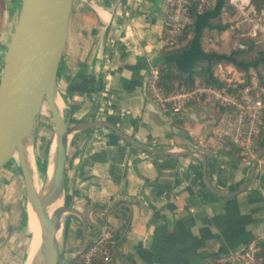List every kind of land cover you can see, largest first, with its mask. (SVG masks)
Returning a JSON list of instances; mask_svg holds the SVG:
<instances>
[{
    "label": "crops",
    "instance_id": "1",
    "mask_svg": "<svg viewBox=\"0 0 264 264\" xmlns=\"http://www.w3.org/2000/svg\"><path fill=\"white\" fill-rule=\"evenodd\" d=\"M166 2L74 0L58 73L70 124L103 120L150 147L205 157L206 182L196 154L154 156L102 126L72 134L63 191L83 214L91 208L110 211L92 212L90 218L114 238L111 264H220L224 257L264 241V154L254 171L252 166L264 147V125L252 157L234 148L212 150L208 140L220 114L217 107L196 100L184 113L173 115L146 94L150 64L178 70L204 61H194L200 53L226 52L225 7L218 16L194 18L173 49L161 48ZM5 50L0 51V64ZM240 189L233 196L217 194ZM60 229L70 254L90 243L75 214L61 219ZM86 231L99 235L90 225Z\"/></svg>",
    "mask_w": 264,
    "mask_h": 264
},
{
    "label": "water",
    "instance_id": "2",
    "mask_svg": "<svg viewBox=\"0 0 264 264\" xmlns=\"http://www.w3.org/2000/svg\"><path fill=\"white\" fill-rule=\"evenodd\" d=\"M225 2L226 0H217L210 11L196 15L195 19L202 15H206V17L220 15L225 7ZM73 3L74 0H21L0 71V171L11 159V153L19 149L20 135L25 131L27 122L34 118L33 116L39 111L44 101L50 110L54 130L58 136L51 188L42 201L36 196L30 174L23 164L22 157L18 158L28 196L31 198L40 220L41 245L39 250L44 256L45 264H59L60 262L61 255L56 233L60 230L61 219L65 213L77 215L81 220L83 236L89 242H96L101 239L105 230L90 218V214L92 212L102 214L110 212L99 208H91L86 214H83L74 208L72 203H69L66 206L62 205L57 208L52 217H48L45 213L50 198L56 192L63 191L67 142L68 137L72 136L73 133L102 126L110 129L124 142L154 156L196 154L201 158L203 178L206 182L205 157L201 152H168L153 148L138 142L103 120L70 124L68 115L63 123L60 121L51 99L57 84L59 68L68 39ZM108 27L106 26L104 30L103 40L106 38ZM195 41L197 42V40ZM211 58L220 61H235L232 55L226 56L214 53H200L194 61L197 59L209 61ZM172 61L176 62V59ZM193 66L194 62H191L187 68L178 66V71L190 73ZM38 83L40 90L36 92ZM262 154H264V147L259 149L253 159V171ZM208 188L214 191L211 186H208ZM242 189L231 194L216 193L221 196H233ZM87 225L97 229L99 235L89 236L86 231ZM112 249L114 252V247Z\"/></svg>",
    "mask_w": 264,
    "mask_h": 264
},
{
    "label": "built area",
    "instance_id": "3",
    "mask_svg": "<svg viewBox=\"0 0 264 264\" xmlns=\"http://www.w3.org/2000/svg\"><path fill=\"white\" fill-rule=\"evenodd\" d=\"M226 1L234 12L232 18L223 22L229 24L224 29L225 41H229L228 52L246 53L248 40L256 43L249 54L264 49V8H255L252 0ZM216 2L217 0H167L160 47H175L195 16L210 11ZM227 63H219L218 69L214 71V77L223 82L222 86L196 82L190 88H181L169 94H165L159 85L158 66L150 64L146 76V94L162 110L173 115L184 113L186 106L196 100L211 103L219 109L220 114L208 146L218 151L234 148L243 156L252 157L256 153L258 138L264 125V62L251 64L245 70L237 68L231 62ZM109 234L105 230L101 239L109 238ZM258 251L257 245L251 243L240 252L224 257L220 264H264ZM96 257L105 263L113 260L109 250L90 246L83 254L82 263L94 264Z\"/></svg>",
    "mask_w": 264,
    "mask_h": 264
},
{
    "label": "rangeland",
    "instance_id": "4",
    "mask_svg": "<svg viewBox=\"0 0 264 264\" xmlns=\"http://www.w3.org/2000/svg\"><path fill=\"white\" fill-rule=\"evenodd\" d=\"M20 2L21 0H0V51L1 49L6 48V45L9 40V36L11 35V32L13 30L16 21L17 11L19 10ZM224 16L225 18L230 19L233 17V14L231 13L227 15V13H225ZM75 21H76L75 17H73L71 23L72 27L76 25ZM227 41L223 48V51L226 52H228L229 50V41L228 42ZM173 48H169L167 50ZM257 55H258L257 51H253L250 54L249 53L240 54V58L242 60L247 61L251 57L253 58L258 57ZM222 64L227 65L228 63L223 62ZM1 67L2 64H0V71H1ZM213 68L214 71L217 70L218 64L216 65L214 64ZM33 117H34L33 119L37 123V124L35 123L36 126L33 135L34 137L33 146L36 154L39 157H41L44 152L43 150L46 144H48L49 142L48 140H50L53 133H55L54 124L51 118V113L45 101L41 105L39 111ZM26 197H28V190L25 185V181L19 161L18 159L16 160L10 159L9 162L0 171V264H26L27 254L29 250V248L26 246L28 244L30 235L24 233L21 228L22 227L21 223L24 218V206H25V201L27 199ZM63 200L64 201L62 205L66 206L69 204V199L67 198L66 195H64ZM68 214L69 213H65L62 216V222H65L64 219L68 216ZM109 235L110 237H112L111 233ZM22 237L24 238V240L23 242L21 241L22 242L21 243L20 239H22ZM109 238L99 239L98 241L93 243L91 247L96 246L98 249L109 250L105 244V241L108 240ZM58 243L60 245V250L62 252L61 254L62 257L60 259L59 264H67L70 260H72L74 257L78 255H79V259L75 263L83 264L82 263L83 254L87 250L85 249L86 246L80 252L76 254H70V252H67L65 250L63 231H61L58 237ZM111 263L112 261L108 264Z\"/></svg>",
    "mask_w": 264,
    "mask_h": 264
},
{
    "label": "bare ground",
    "instance_id": "5",
    "mask_svg": "<svg viewBox=\"0 0 264 264\" xmlns=\"http://www.w3.org/2000/svg\"><path fill=\"white\" fill-rule=\"evenodd\" d=\"M102 19H105V16H103ZM60 68H61V65H60ZM60 68H59V70H60ZM58 79H59V76H58ZM61 85H62V83H61ZM39 90L40 89H39V83H38V87L36 88V92H38ZM51 102H52L53 108L56 111L60 121L63 123L69 114V108H68L64 94L59 89L58 83L56 84L55 90L52 94ZM35 123L36 122L33 118H31L27 122L26 129L20 135V138H19V145H18L19 151L18 150L13 151L11 153V159L16 160L20 156L22 157L23 164H24L26 170L30 174L32 184H33L35 192H36V196L40 199V201H42L46 197V195L48 194V192L51 188V182H52V177H53L54 167H55V157H56V147L58 144V136H57L56 132L53 133L50 140H48L49 141L48 144H46V146L43 150L44 152H43L42 156L39 157L36 154L34 146H33V144H34L33 143V139H34L33 135L35 132V126L37 124V123L36 124ZM70 137H71V135L68 138H70ZM34 142H35V140H34ZM43 143H45V142H43ZM42 146H44V145H42ZM64 195H65L64 191H62L60 193L56 192L50 198V200L46 206V209H45V213L48 217H52L55 210L57 208H59L60 206H62V203L64 201L63 200ZM26 198L27 199L25 201V206H24V218H23V221L21 223L22 231L24 233H27L30 235L28 244L26 246L29 248L28 254H27L26 264H45L44 256H43L42 252H40V250H39V246L41 245L40 220H39L38 215L34 209L31 198L29 196ZM60 233H61V229L56 233L57 239H58ZM23 240H24V238L22 237V239H20V242L21 241L23 242ZM28 248H26V249H28Z\"/></svg>",
    "mask_w": 264,
    "mask_h": 264
},
{
    "label": "trees",
    "instance_id": "6",
    "mask_svg": "<svg viewBox=\"0 0 264 264\" xmlns=\"http://www.w3.org/2000/svg\"><path fill=\"white\" fill-rule=\"evenodd\" d=\"M252 4L257 9L264 8V0H252ZM223 13H227V14L234 13L233 10L227 5V1H226V6L223 10ZM193 22L194 20L183 31L181 38L185 37L187 30L193 25ZM228 25L229 24H222V29H226ZM255 45L256 43L254 41L248 40L247 50L245 52L246 53L250 52L255 47ZM185 46L179 47L177 48V50H182ZM242 53L244 52H235L234 54H232L231 52H223L218 55H226V56L232 55L235 58V61L231 63L237 68L244 69V70L247 69L249 65L254 64L256 62H257L256 64L264 62V49L258 52V55H257L258 57L250 58L247 61L242 60L240 58V54ZM219 62L220 60L216 58H211L209 61L204 60V61L197 62L190 73L178 71L174 65L167 66L163 63H160L159 64V85L163 88V91L165 94L175 92L181 88H190L196 82L222 86L223 82L219 81L218 79L214 77L213 65L214 64L216 65ZM113 240L114 238L110 237L108 240L105 241V244L108 247L111 254L115 257V253L113 252V249H112ZM93 243L95 242H90L88 246L85 247V249H88ZM256 245L259 249L258 255L261 258L262 262L264 263V241H259ZM78 259H79V255L74 257L67 264H76L75 262ZM94 264H108V263H105L101 260V258L96 257L94 258Z\"/></svg>",
    "mask_w": 264,
    "mask_h": 264
}]
</instances>
